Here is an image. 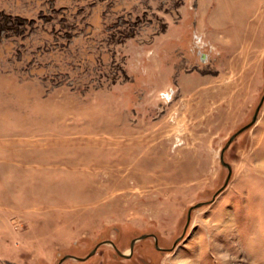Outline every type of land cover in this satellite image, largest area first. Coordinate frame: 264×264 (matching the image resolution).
Returning a JSON list of instances; mask_svg holds the SVG:
<instances>
[{
  "label": "rangeland",
  "instance_id": "374dc122",
  "mask_svg": "<svg viewBox=\"0 0 264 264\" xmlns=\"http://www.w3.org/2000/svg\"><path fill=\"white\" fill-rule=\"evenodd\" d=\"M263 97L264 0H0V264H264Z\"/></svg>",
  "mask_w": 264,
  "mask_h": 264
},
{
  "label": "water",
  "instance_id": "95a60500",
  "mask_svg": "<svg viewBox=\"0 0 264 264\" xmlns=\"http://www.w3.org/2000/svg\"><path fill=\"white\" fill-rule=\"evenodd\" d=\"M263 100H264V97L262 98V100H261L259 106H257L258 108H257L256 114H255V117H254V119H253V121H252L251 123H253V122L255 121V119L257 118V113H258V111H259V109H260V106H261L262 103H263ZM251 123H249V124L246 125L245 127L241 128V129H240L239 131H237L236 133H233V135L229 138V141H228L227 145L222 149V155H221V160H220V161H222V162H223V163H224V164L230 169V172H231V165H230L229 163H227V162L224 160V152H225L226 148L228 147V145H230L231 141L236 137L237 133H240L242 130H244L246 127H248ZM189 217H190V212H189ZM145 236H147V235L145 234V235H143V236H141V237H145ZM135 241H136V239H134V240L131 242V243H132V246H133V244H134Z\"/></svg>",
  "mask_w": 264,
  "mask_h": 264
},
{
  "label": "flooded vegetation",
  "instance_id": "af4514ba",
  "mask_svg": "<svg viewBox=\"0 0 264 264\" xmlns=\"http://www.w3.org/2000/svg\"><path fill=\"white\" fill-rule=\"evenodd\" d=\"M146 235H148V234H146ZM136 240H137V238H136ZM104 242H108V241H104ZM119 253H121L120 251H118Z\"/></svg>",
  "mask_w": 264,
  "mask_h": 264
}]
</instances>
